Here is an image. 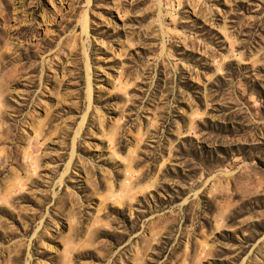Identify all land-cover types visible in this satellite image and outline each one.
Segmentation results:
<instances>
[{
  "label": "rangeland",
  "instance_id": "obj_1",
  "mask_svg": "<svg viewBox=\"0 0 264 264\" xmlns=\"http://www.w3.org/2000/svg\"><path fill=\"white\" fill-rule=\"evenodd\" d=\"M0 264H264V0H0Z\"/></svg>",
  "mask_w": 264,
  "mask_h": 264
}]
</instances>
